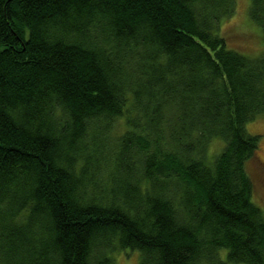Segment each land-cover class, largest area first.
<instances>
[{
  "label": "trees",
  "instance_id": "16d2710c",
  "mask_svg": "<svg viewBox=\"0 0 264 264\" xmlns=\"http://www.w3.org/2000/svg\"><path fill=\"white\" fill-rule=\"evenodd\" d=\"M235 11L0 0V264H116L124 248L139 264H264L246 169L264 54L228 46ZM249 12L264 33V0Z\"/></svg>",
  "mask_w": 264,
  "mask_h": 264
},
{
  "label": "rangeland",
  "instance_id": "374dc122",
  "mask_svg": "<svg viewBox=\"0 0 264 264\" xmlns=\"http://www.w3.org/2000/svg\"><path fill=\"white\" fill-rule=\"evenodd\" d=\"M251 0H236V11L228 18L223 19L219 32L226 38L229 47L242 53L258 56L264 54V33L250 16ZM1 49V46H0ZM250 133L260 134V145L256 156L246 163V169L253 180L252 199L264 210V115L247 122ZM122 127L120 122L111 132L115 137ZM224 140L221 137L212 138L208 146V157L213 158L221 151ZM223 258L227 257V249L222 250ZM116 264H139L140 252L129 248L119 249L114 253ZM229 264H247L244 262Z\"/></svg>",
  "mask_w": 264,
  "mask_h": 264
}]
</instances>
